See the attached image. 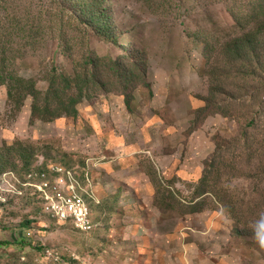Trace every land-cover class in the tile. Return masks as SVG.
Returning <instances> with one entry per match:
<instances>
[{
  "label": "rangeland",
  "instance_id": "374dc122",
  "mask_svg": "<svg viewBox=\"0 0 264 264\" xmlns=\"http://www.w3.org/2000/svg\"><path fill=\"white\" fill-rule=\"evenodd\" d=\"M249 1L108 0L98 23V5L83 15L72 0H0L7 70L43 92L53 69L102 83L76 117L53 120L0 87V264H264L252 230L264 213V92L249 123L252 90L226 80L238 91L220 99L226 114L195 122L211 69H233L218 58L241 34L230 10ZM54 164L74 172L93 231L44 214L28 175Z\"/></svg>",
  "mask_w": 264,
  "mask_h": 264
},
{
  "label": "trees",
  "instance_id": "16d2710c",
  "mask_svg": "<svg viewBox=\"0 0 264 264\" xmlns=\"http://www.w3.org/2000/svg\"><path fill=\"white\" fill-rule=\"evenodd\" d=\"M72 1L83 4V15L88 12L87 8L90 6L102 7L99 12L100 15H93L92 18L96 17L95 20L98 23H103L106 10L103 6L108 0ZM230 14L236 26L240 27L241 34L222 46L218 58H228L229 66L233 69L225 74L217 66L211 69L209 72L211 77L209 94L204 100L205 105L196 111L197 119L195 122L211 113L226 114L222 110L223 102L220 99L227 95L234 100L235 92H238L236 89L227 92L224 89L226 80L232 81L234 88L244 92L252 90L243 95L251 98L249 108L252 110V118L249 123L254 124L255 117L260 115L263 108V105L258 104L257 100L264 92L263 65L260 63L264 57L258 56L257 51L264 42V0H250L247 4L239 3L236 5L235 3ZM17 32L19 31L17 30ZM10 52L13 53V50L7 49L5 44L0 42V87L6 89L7 101L14 108H20L24 101L31 99L33 118L53 120L61 117H76L78 115L77 106L86 98L88 92L96 86H102L97 77L90 72L65 75L58 73L57 69H53L46 79L47 89L43 92L38 89L34 79H26L6 69V63H10L12 59H9L8 56ZM122 71L123 69L115 70L116 74H121ZM124 78L127 79L126 71H124ZM238 82L242 85H237ZM217 148L215 153L218 152ZM211 173L209 163H206L200 178L201 185L207 183ZM0 246L3 245L0 244Z\"/></svg>",
  "mask_w": 264,
  "mask_h": 264
},
{
  "label": "built area",
  "instance_id": "2783aa9c",
  "mask_svg": "<svg viewBox=\"0 0 264 264\" xmlns=\"http://www.w3.org/2000/svg\"><path fill=\"white\" fill-rule=\"evenodd\" d=\"M50 171L37 170L28 175L30 186L40 192L44 201V214L58 223H69L80 232L93 231L92 211L78 192L80 183L74 172L60 164L52 165ZM52 174L55 180H51Z\"/></svg>",
  "mask_w": 264,
  "mask_h": 264
},
{
  "label": "clouds",
  "instance_id": "9594fccd",
  "mask_svg": "<svg viewBox=\"0 0 264 264\" xmlns=\"http://www.w3.org/2000/svg\"><path fill=\"white\" fill-rule=\"evenodd\" d=\"M254 238L261 248H264V213H261L252 226Z\"/></svg>",
  "mask_w": 264,
  "mask_h": 264
}]
</instances>
